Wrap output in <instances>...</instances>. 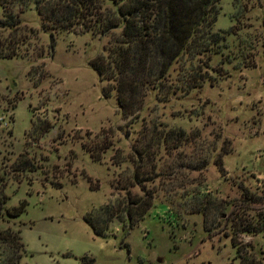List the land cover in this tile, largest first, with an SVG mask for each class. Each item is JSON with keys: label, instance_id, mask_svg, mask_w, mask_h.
I'll use <instances>...</instances> for the list:
<instances>
[{"label": "rangeland", "instance_id": "374dc122", "mask_svg": "<svg viewBox=\"0 0 264 264\" xmlns=\"http://www.w3.org/2000/svg\"><path fill=\"white\" fill-rule=\"evenodd\" d=\"M11 11L15 28L0 26L2 51L15 48L0 57V229L19 230L17 264H264V0H217V52L172 63L169 89L145 90L127 117L90 66L108 36L42 29L31 2ZM137 158L152 171L151 205L94 235L85 215L99 223L125 189L140 195ZM21 160L29 167L14 170ZM20 200L22 213L3 214Z\"/></svg>", "mask_w": 264, "mask_h": 264}, {"label": "trees", "instance_id": "16d2710c", "mask_svg": "<svg viewBox=\"0 0 264 264\" xmlns=\"http://www.w3.org/2000/svg\"><path fill=\"white\" fill-rule=\"evenodd\" d=\"M107 1L115 7V12L102 8L101 0H0V26L14 29L18 20L11 11L12 4L22 8L31 2L42 29L108 36L107 45L103 47L106 55L97 54L90 66L97 76L112 81L115 102L123 117L132 116L140 109L145 90L169 89L164 83L172 63L184 58L189 62L199 61L203 56L208 58L209 54L217 52L222 41L220 34L209 29L214 20L217 0ZM119 24V34L113 36L111 30ZM14 50L13 46L7 51L0 48V57L14 56ZM185 77L184 80L188 81L187 74ZM140 164L137 158L129 181V185L138 187L140 195L131 194L125 189L122 206L116 207V210L104 209L106 218L99 223L89 215L83 217L94 235L104 236L107 222L118 214H123L127 228L131 227L151 205L152 191L146 189L144 184L151 181L152 171L139 172ZM28 167V161L21 160L16 162L13 169L24 170ZM5 200L6 197L0 193V208ZM25 204L24 200H20L9 209L3 208V214L17 217L23 212ZM256 230L260 231L261 228L244 226L241 229L245 232ZM18 232V229H0V264H17L23 247ZM230 244L235 248V253H239L238 243L233 236ZM2 250L7 254L2 255ZM247 262L258 264L252 259Z\"/></svg>", "mask_w": 264, "mask_h": 264}]
</instances>
